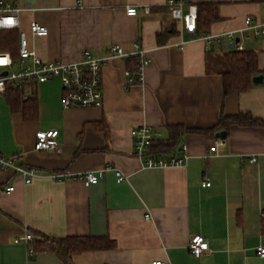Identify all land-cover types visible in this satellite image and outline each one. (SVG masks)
Segmentation results:
<instances>
[{
    "label": "crops",
    "instance_id": "0c3cea01",
    "mask_svg": "<svg viewBox=\"0 0 264 264\" xmlns=\"http://www.w3.org/2000/svg\"><path fill=\"white\" fill-rule=\"evenodd\" d=\"M167 1L0 0L2 6L10 2L21 9L29 49L45 61L69 64L85 50L102 57L114 44L128 52L134 43L147 50L149 60L143 83L129 88L127 62L106 64L100 109H64L57 79L22 89L37 96L38 115L31 120L11 111L0 93V155L16 157L18 165L41 173L26 185L15 172L0 170V264H65L49 252L30 258L26 244L14 243L30 232L113 241L112 249L76 253L72 264H264L258 251L264 249V125H233L226 139L196 131L238 113L249 112L264 122V85L225 96L223 56L232 47L222 39L207 50L198 32L185 33L172 19ZM183 2L184 12L189 6L214 5L217 19L204 34L240 30L248 17L264 23V0ZM127 7H136L137 16H128ZM31 22L45 25L48 35L33 36ZM159 34L168 36L164 44ZM241 43L244 51L257 54L264 71V36L248 33ZM14 67L20 69L17 63ZM144 125L157 141L169 137L170 127H184L175 154L184 155L181 148H186V166H144L131 136ZM56 130L59 149L36 151L37 134ZM216 142L218 155H212L209 148ZM253 157L256 161L250 162ZM106 165L121 170L127 180L116 182L109 173L86 188L77 179H52L54 174L97 171ZM205 180L211 185L204 187ZM10 186H15L12 193L6 192ZM195 235L209 244L200 257L189 249Z\"/></svg>",
    "mask_w": 264,
    "mask_h": 264
},
{
    "label": "built area",
    "instance_id": "2783aa9c",
    "mask_svg": "<svg viewBox=\"0 0 264 264\" xmlns=\"http://www.w3.org/2000/svg\"><path fill=\"white\" fill-rule=\"evenodd\" d=\"M167 6L172 19L180 22L183 32L190 34L197 33V7L189 6L188 11L184 12L185 3L183 0H168ZM149 12V8H146ZM21 9L13 6L10 2L5 5H0V31L16 30L19 32L18 52L19 58L14 61L9 53L0 52V74L7 72V75H0V93H5L9 85L24 89L30 83H44L50 80H59L63 90L62 107L64 109L71 108H93L100 109L104 102L103 94V69L109 62L114 59H122L127 62L130 58L138 59V67L135 73H132L128 68L125 72L126 88L133 85H141L143 83V71L149 64L147 58V50L141 48L138 43H134L133 51L126 52L119 45L109 47V51L105 56L96 57L91 51L85 50L78 61L69 64L61 60L45 61L39 58L33 50L29 49L28 37L25 31H22V25L19 20ZM126 14L128 16H137L138 9L136 7H127ZM30 32L33 36L48 35V28L40 22H31ZM251 33L253 37L259 38L264 36V23L255 22L251 17L245 19L244 27L240 30H230L224 33L201 34L199 40L206 43L207 50H210L209 45L217 40H225L231 44L232 48L243 51L241 39L248 37ZM184 44V43H182ZM17 63L19 70H16L14 65ZM24 99L29 97V92H23ZM58 130L42 131L36 136V151H57L59 144L57 141ZM131 136L134 139L135 150L137 156L144 161V166L147 167H185L188 157L185 154L186 148L182 147V154L175 155H160L155 156L151 153V146L157 139V135L152 128L144 125L143 127L135 128L131 131ZM218 143L210 147V154L218 155ZM256 158H251L250 162H255ZM0 170L15 172L19 175L24 184L29 185L34 179L41 176V173L36 168H25L16 163V157L5 158L0 155ZM113 173L116 177V182L127 180V176L118 168L111 165L104 166L101 170L87 171L83 173L63 172L52 175L54 181H71L77 179L84 186L90 187L99 184L107 174ZM211 182L205 180L203 186H210ZM15 186H10L6 192L12 193ZM190 244V253L196 257H200L209 250V244L200 235L192 237ZM34 239L33 234L25 233L22 236L16 237L14 243H22L29 246ZM258 251L264 256V249L258 248ZM34 255V250L28 248V256L31 258ZM151 264H170L165 261L155 260Z\"/></svg>",
    "mask_w": 264,
    "mask_h": 264
},
{
    "label": "trees",
    "instance_id": "16d2710c",
    "mask_svg": "<svg viewBox=\"0 0 264 264\" xmlns=\"http://www.w3.org/2000/svg\"><path fill=\"white\" fill-rule=\"evenodd\" d=\"M197 32L199 35L204 34L211 24L217 19L215 16L214 5L200 4L197 8ZM171 33L175 34V29L172 28ZM165 36V37H164ZM164 39H163V38ZM168 36L166 34L158 35L159 43L164 44ZM19 32L16 30L0 31V52H7L12 55L14 60L19 58L18 52ZM224 70L223 90L225 96L232 94L246 93L253 85V78L264 75L258 67L257 54L253 51H239L231 48L223 56ZM127 67L132 73L137 71L138 59L130 58L127 61ZM264 85V82H263ZM21 88L9 85L4 96L11 111L21 112L27 120L35 119L38 115L37 96L34 94L28 99H24ZM233 125L240 126H262L264 122L255 119L249 112L233 114L232 116H221L217 125L209 129L196 130L197 132L205 133L210 136H215L220 131L228 132ZM187 130L182 126H174L169 128V137L165 140H156L151 146V153L157 156L175 154V149L178 147L182 134ZM261 233L264 236V212L260 218ZM33 234V233H32ZM34 239L30 242L28 248L34 250V255L38 253H53L57 257H61L65 264H72V259L76 253H82L89 250H104L114 247L113 241L107 238L97 237H67V238H51L38 233L33 234Z\"/></svg>",
    "mask_w": 264,
    "mask_h": 264
},
{
    "label": "water",
    "instance_id": "95a60500",
    "mask_svg": "<svg viewBox=\"0 0 264 264\" xmlns=\"http://www.w3.org/2000/svg\"><path fill=\"white\" fill-rule=\"evenodd\" d=\"M229 46L232 47L231 44ZM0 75L5 76V75H7V72H4ZM263 82H264V75H262V74L260 76L253 78V83L255 85H261ZM216 135H217V138H221V139H226V137H227V134L225 131H220Z\"/></svg>",
    "mask_w": 264,
    "mask_h": 264
}]
</instances>
